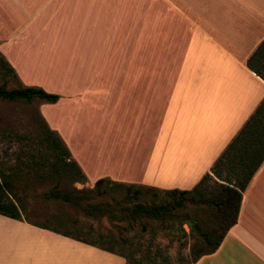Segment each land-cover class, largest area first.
Returning <instances> with one entry per match:
<instances>
[{"label":"crops","instance_id":"obj_1","mask_svg":"<svg viewBox=\"0 0 264 264\" xmlns=\"http://www.w3.org/2000/svg\"><path fill=\"white\" fill-rule=\"evenodd\" d=\"M151 1L0 0L5 15L25 16L6 28L0 16V53L23 86L25 78L14 64L22 55L57 54L64 67L73 65L81 75L94 70L65 83L79 84L76 93L43 90L81 107L112 100V110L121 108L122 129L129 137L123 161H113L122 173L113 181L188 191L205 175L215 177L213 167L220 174L223 161L234 155L217 161L264 100V0ZM142 3L155 9L149 29L142 9L137 30L130 29L126 11L114 29L113 5ZM38 35L46 36L43 47L35 41L22 44ZM60 136L74 159L71 144ZM0 264L125 260L0 215ZM194 264H264V160L241 192L235 224L213 254Z\"/></svg>","mask_w":264,"mask_h":264},{"label":"rangeland","instance_id":"obj_2","mask_svg":"<svg viewBox=\"0 0 264 264\" xmlns=\"http://www.w3.org/2000/svg\"><path fill=\"white\" fill-rule=\"evenodd\" d=\"M153 7L150 3L113 5L114 29L121 25V15L126 11L130 29L137 30L140 25L137 22L138 12L141 9L145 16V27L149 29L155 12ZM11 12L12 15H5L0 11L4 28L6 24L11 27L15 22L25 21L24 15ZM9 18H12L13 23ZM24 31H27L26 27ZM44 31L47 34V30ZM45 39L46 36H32L22 44L30 45L35 41L37 46L43 47L47 44ZM48 40L54 41L55 38ZM4 60L0 53V86L4 85L7 89L20 88L23 84L8 70ZM14 61L18 73L25 78V86L52 90V93L62 88L76 93L77 89H81L79 84L68 86L65 83L88 73L94 74V70H87V74L81 75V70L74 69L73 65L64 67L57 54H31L28 58L22 55ZM114 71V76H120V70ZM80 103L65 100L55 103H43L38 99L30 103L0 100V198L5 202H12L21 220L102 245L132 259L134 264H147V256L155 255L158 248L176 264L179 244L182 245V255H188L189 249L195 244L191 237H183L178 232V222L172 224L171 231H167L158 228V224L152 220L140 219L137 222L128 217L138 204L157 203L153 195L145 194L143 198L136 199L132 194L125 196V187L109 184L93 191L95 182L101 179L129 186L112 180L113 176L122 175L113 161H123L124 149L128 146L127 141H124L129 134L122 129L121 108L115 107L112 110V100H94L93 105L82 107L79 106ZM45 124L53 134L47 131ZM115 126L118 127L117 132H113ZM252 129L249 141L258 139L262 134L259 132L264 131V111ZM60 135H64L71 144L74 159L72 156L68 159L61 146H55L57 138L61 140ZM249 141H238L237 149L235 147L229 151L228 155L233 153L234 157L230 161H223L219 178L211 177L204 181V194L208 198L221 195L220 185H229L227 182L236 185L244 177L241 164L248 163L253 153ZM109 148L117 151L113 152ZM71 160L79 166L84 179ZM53 191L79 196L80 203L85 208L96 204L115 207L120 200L124 201L126 203L123 207L120 205L119 210L124 209L125 217L123 215V219L115 220L105 216H87L79 205L49 200L47 196ZM91 191L97 194L90 195ZM188 213L198 216L202 229L210 226L211 216L206 208L196 205L189 207ZM182 229L188 234L186 224L182 225ZM160 258L157 257V260Z\"/></svg>","mask_w":264,"mask_h":264},{"label":"trees","instance_id":"obj_3","mask_svg":"<svg viewBox=\"0 0 264 264\" xmlns=\"http://www.w3.org/2000/svg\"><path fill=\"white\" fill-rule=\"evenodd\" d=\"M5 61V60H4ZM5 66L8 67V70L12 72L14 75L13 69L8 65L5 61ZM16 76V75H15ZM38 99L45 103H55L59 99L57 95L49 94L45 92L43 89L39 87H27L21 86L20 88L15 89H7L4 85L0 86V100L6 102H25L30 103L33 100ZM264 111V100L256 109L255 113L249 118L247 123L244 125L243 129L239 132V134L233 139V141L226 148L225 152L219 158L218 162L222 161L226 154L229 153L230 150L234 149L237 146V142H247L249 141L250 134L252 135V127L256 121L260 119V114ZM46 125V124H45ZM255 127V126H254ZM46 129L49 133L53 132L46 125ZM261 134L260 137L250 140L248 144L250 145L252 153V157L249 162L241 164L242 173L244 175L243 178L239 179L236 185H232L227 182L229 185H220L221 195L217 197L208 198L204 194V181L207 178H211L210 175H205L202 180L191 190L188 191H180V190H168V191H159L154 188L137 186V185H123L115 182L107 181L104 179L98 180L94 184V190H98L104 184L109 185H117L121 187H125V192L127 194L125 196H129L132 194L133 198L139 199L143 198L145 194H150L155 199H157V203L148 204L147 202L143 204H138L134 207L132 214H128V217L132 218L133 221H139L140 219L144 220H152L158 224V228L163 230L171 231L173 228V223L178 222V232L183 237H191L195 244L189 249L188 255L180 254V248L182 245L179 244L177 250V259L176 264H194L201 257L213 254L218 247L220 246L224 236L227 231L235 224L239 212L240 202H241V192L245 190L249 181L255 174V172L260 167L261 163L264 160V131L259 132ZM57 142H55V146L62 147L63 154L66 157L70 158V153L60 138H57ZM54 143V142H53ZM53 146V144H52ZM253 146V147H252ZM252 147V148H251ZM237 148H235L236 150ZM67 160V159H66ZM66 163V161H65ZM72 165L79 172V175L82 179H84V175L82 174L79 166L71 160ZM216 164V165H217ZM215 165V167H216ZM213 175L217 178L220 176L215 171L213 167L212 171ZM91 191L90 195L97 194ZM161 195H160V194ZM49 200L61 201L64 203H73L75 205H79L83 208L87 216L91 217H102L105 216L107 218L123 219L124 209L121 211L120 205L126 203L124 201L119 202V205L115 207L104 206L100 204L92 205L89 207H84L81 205L79 196H72L70 194L62 193V192H50L47 196ZM196 205H200L206 208L211 216V224L206 229H202L200 226V220L197 215H190L188 213L189 207H193ZM0 215L6 216L11 219L21 220L20 214L17 208L12 204V202H5L0 198ZM125 217V215H124ZM30 223V222H28ZM34 226L50 230L57 234H61L63 236H67L73 238L77 241H81L83 243L99 247L105 251L115 253L113 250H110L104 246H100L93 242H88L86 240L80 239L78 237L70 236L66 233H61L55 229H50L38 224L31 223ZM186 224L188 226L189 232L188 234L182 229V225ZM118 254V253H116ZM123 257L125 260V264H134L132 259H128L126 256L118 254ZM146 255V254H145ZM161 257L157 260V257ZM187 258V259H186ZM147 264H174L171 261L170 257L167 254H163L162 250L158 248L155 255L147 256ZM185 261V262H184Z\"/></svg>","mask_w":264,"mask_h":264}]
</instances>
